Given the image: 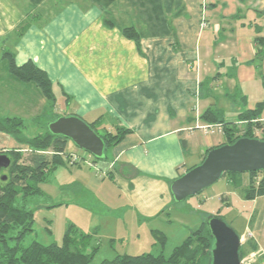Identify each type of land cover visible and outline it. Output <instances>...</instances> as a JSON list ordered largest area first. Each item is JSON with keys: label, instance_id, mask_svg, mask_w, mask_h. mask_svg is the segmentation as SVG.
<instances>
[{"label": "crops", "instance_id": "crops-1", "mask_svg": "<svg viewBox=\"0 0 264 264\" xmlns=\"http://www.w3.org/2000/svg\"><path fill=\"white\" fill-rule=\"evenodd\" d=\"M23 23L28 25L19 33ZM123 27H134L139 41L125 37ZM7 52L16 67L31 62L43 71L56 101L60 96L72 115L88 123L99 119L98 128L109 131L126 129L105 160L90 156L94 165L64 166L78 168L72 182L84 201L78 204L113 218L95 226V234L104 228L122 246L144 230V244L116 255L164 252L165 245L153 244L152 231L168 237L154 222L172 224L169 215L178 204L171 181L225 141L224 133L196 128L211 124L201 114L220 110L225 121L243 127L239 114L264 100V0H0V117H36L48 102L34 84L8 72ZM261 119L264 108L258 119L264 124ZM17 147L0 132V151ZM65 151L79 154L70 141ZM107 178L117 184L122 202L97 197L114 191ZM229 180L243 191L236 215L242 219V259L255 251L253 264H264V195L245 197L249 177ZM231 192L223 197L227 205ZM182 228L184 240L193 228Z\"/></svg>", "mask_w": 264, "mask_h": 264}, {"label": "trees", "instance_id": "trees-1", "mask_svg": "<svg viewBox=\"0 0 264 264\" xmlns=\"http://www.w3.org/2000/svg\"><path fill=\"white\" fill-rule=\"evenodd\" d=\"M110 1L112 0H96L100 5L108 4ZM106 23L110 25L109 22L106 21ZM27 25L28 23H23L18 32L21 33ZM122 34L136 43L140 39V35L134 27H123ZM257 41L261 42L262 46V39H257ZM260 51L258 50V53ZM4 56L8 57L5 61L8 72L20 82L34 84L48 103L43 111L33 119V122L47 119L41 122V126L45 128L41 134L26 135L23 131L25 121L21 117H0V132L8 134L22 146L8 151H0V154H6L11 159L7 174H2L5 169H0V264H89L98 248V246H91L95 233H83L73 225L67 226L59 243L43 244L35 240L28 244L24 243L25 236L34 232V214L33 210L27 206L28 199L42 194L40 183L44 181L50 169L60 165H69V154L65 151L69 140L50 133L47 124L60 116L72 114L55 112L56 97L52 91L51 83L43 71L31 62L16 67L9 52ZM47 107H50V111L54 114L50 118L46 116ZM263 108L264 100L258 102L253 110L242 111L239 114V119L246 121L243 127L237 126L236 122L225 121L220 110L207 109L201 114V118L206 122L223 125L225 141L222 144L232 143L240 137L264 140V124L258 121ZM98 122L99 119L86 123L102 138L104 155H106V152L127 131L120 128H114V131L104 129V133L101 134L98 132ZM23 148L27 152V157L24 162H21L24 156ZM41 151L49 153L45 154ZM105 158L106 156L94 158L93 161H102ZM226 174L230 177L241 175L228 173L222 175ZM245 174L249 177L245 197L252 199L258 195H264V170ZM4 175L6 178L2 179ZM152 236L153 244L160 249L164 248L166 235L159 230H154ZM212 243L213 238L204 220L199 227L191 230L189 235L175 246L168 256H165L162 251L137 255L122 254L116 255L112 259H104L100 264H210ZM243 253L241 246L240 258L243 257Z\"/></svg>", "mask_w": 264, "mask_h": 264}, {"label": "rangeland", "instance_id": "rangeland-1", "mask_svg": "<svg viewBox=\"0 0 264 264\" xmlns=\"http://www.w3.org/2000/svg\"><path fill=\"white\" fill-rule=\"evenodd\" d=\"M0 75H4V73H1ZM2 82L3 80H0V83ZM59 97L60 96H57V106L55 105V112L63 114L69 113V111L60 104L61 100ZM218 98L220 101L221 98ZM2 102H4V100L0 99V106L4 105ZM47 108L48 113L46 116L50 118L53 112L50 111V107ZM32 114L34 115L36 113H23L22 115L20 113L18 114V116L23 117L25 121V128L23 130L24 133L30 136L43 133L45 128L41 126V122L47 120L44 118L43 121L39 120V122H33L32 118L35 116H32ZM110 128H112V131H114V127ZM98 132L103 134L104 129L99 128ZM77 150V153L79 154H85L86 156L88 154L87 152H84L78 148ZM41 153L46 154L49 152L41 151ZM22 154L24 156L21 162H24L27 157V152L24 151ZM197 162V164H199L201 161ZM96 163H99V161ZM81 166L86 168V162H81ZM77 169V167L68 166L67 170L65 166L61 165L50 169L46 174L44 181L40 183L42 194L28 199L27 206L33 210L34 214V232L25 236V244H28L33 240L43 244H49L52 242L59 243L68 225H73L83 233L92 234L93 228L95 226L101 224L104 227L108 221L113 220L111 216L97 214L90 211L89 209L81 207V205L78 204L82 202V197L80 190H77V185L72 183L75 179V172ZM7 173L8 171L6 168L3 170L2 174ZM241 177L246 179L248 175L244 173L241 174ZM229 178L230 176L227 174L222 175L216 182L204 188L200 193L186 198L183 202L178 204L175 209L173 208L169 215L172 224L167 225L154 222V226L161 225L168 234L163 252L165 256H168L172 252L173 248L182 242L183 237H181V230L183 229V226H192V228L195 229L202 223V221L206 219L207 215L218 216L229 227H231L239 235V237L241 236L238 223H241L242 219L237 218L236 215L237 212L240 211L238 200L240 198L239 195L242 194L243 191L241 188H234L232 183H229ZM244 182L246 183L245 180ZM106 183L109 186L111 185L114 191L110 192L108 197H105V195L101 197L100 194H98L97 197L100 199L102 198L103 200H108V203L111 204H113L112 202L114 201H116L115 203L122 202V194L119 192L115 181L113 179L110 180L107 178ZM227 192H231V195L228 196V200L231 203L229 205L225 203L223 198ZM86 199L87 197L83 198L85 201ZM93 200L96 201V199ZM82 203H84V201ZM115 208L119 209V207ZM164 216L162 218H164ZM141 228L142 227H140L139 231L140 236H138L139 239H137L138 237L135 235L132 237L129 236L123 241L122 246L119 245V241H116L114 245L112 242L113 240H111L108 234L105 232L106 230L104 228L101 229L100 232H97L92 238L91 246H98V248L95 250L89 264H100V262L104 259H111L115 257L117 254L116 252L122 253L126 248L130 249L129 247H135L139 244H144L146 240L144 236V230H141ZM113 247H116L118 251L114 250ZM152 251L155 252V249Z\"/></svg>", "mask_w": 264, "mask_h": 264}, {"label": "water", "instance_id": "water-1", "mask_svg": "<svg viewBox=\"0 0 264 264\" xmlns=\"http://www.w3.org/2000/svg\"><path fill=\"white\" fill-rule=\"evenodd\" d=\"M47 128L50 133L65 137L93 158L105 156L102 138L76 115L60 116L49 122ZM182 145H186L184 140ZM9 165L10 158L0 154V169ZM260 170H264V140L240 137L232 143L209 149L199 164L173 179L169 185L171 197L174 203L180 204L216 182L224 173L244 174ZM5 178L4 175L2 179ZM205 221L213 238L210 264H243L239 235L216 215H208Z\"/></svg>", "mask_w": 264, "mask_h": 264}, {"label": "built area", "instance_id": "built-area-1", "mask_svg": "<svg viewBox=\"0 0 264 264\" xmlns=\"http://www.w3.org/2000/svg\"><path fill=\"white\" fill-rule=\"evenodd\" d=\"M262 121L264 122V120ZM196 128L203 131L205 134H223L224 133L223 125L221 123L205 124V125L197 126ZM87 156L89 159L90 154H87ZM87 156L85 154L70 153L68 160L72 164H80L81 162L84 161L89 165H94V163H91L87 159ZM258 257H259V253L253 251L245 259H241V262L243 264H253L257 261Z\"/></svg>", "mask_w": 264, "mask_h": 264}]
</instances>
